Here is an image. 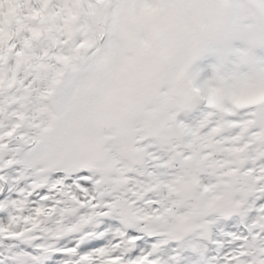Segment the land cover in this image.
I'll use <instances>...</instances> for the list:
<instances>
[{"label": "snow or ice", "instance_id": "1", "mask_svg": "<svg viewBox=\"0 0 264 264\" xmlns=\"http://www.w3.org/2000/svg\"><path fill=\"white\" fill-rule=\"evenodd\" d=\"M0 264H264V0H0Z\"/></svg>", "mask_w": 264, "mask_h": 264}]
</instances>
